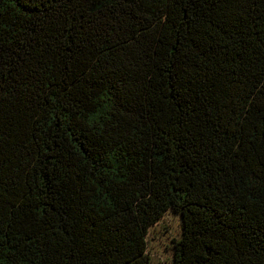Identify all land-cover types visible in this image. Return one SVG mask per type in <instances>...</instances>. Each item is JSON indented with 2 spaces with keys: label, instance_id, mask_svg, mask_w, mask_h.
<instances>
[{
  "label": "trees",
  "instance_id": "obj_1",
  "mask_svg": "<svg viewBox=\"0 0 264 264\" xmlns=\"http://www.w3.org/2000/svg\"><path fill=\"white\" fill-rule=\"evenodd\" d=\"M264 264V0H0V264Z\"/></svg>",
  "mask_w": 264,
  "mask_h": 264
},
{
  "label": "rangeland",
  "instance_id": "obj_2",
  "mask_svg": "<svg viewBox=\"0 0 264 264\" xmlns=\"http://www.w3.org/2000/svg\"><path fill=\"white\" fill-rule=\"evenodd\" d=\"M180 232L179 216L166 210L144 235L145 264H171L172 246Z\"/></svg>",
  "mask_w": 264,
  "mask_h": 264
}]
</instances>
